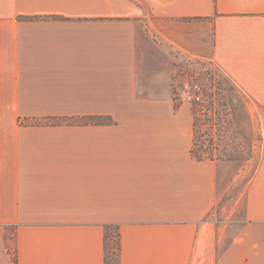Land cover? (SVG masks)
Listing matches in <instances>:
<instances>
[{"label": "crops", "instance_id": "obj_1", "mask_svg": "<svg viewBox=\"0 0 264 264\" xmlns=\"http://www.w3.org/2000/svg\"><path fill=\"white\" fill-rule=\"evenodd\" d=\"M203 49L264 109V0H0V264H106V225L118 264H264V146L218 249L219 163L160 68Z\"/></svg>", "mask_w": 264, "mask_h": 264}, {"label": "rangeland", "instance_id": "obj_2", "mask_svg": "<svg viewBox=\"0 0 264 264\" xmlns=\"http://www.w3.org/2000/svg\"><path fill=\"white\" fill-rule=\"evenodd\" d=\"M171 54L167 61L162 60L160 68L163 71V78H166L167 72V84L173 102L175 101L178 106L182 103L187 104L190 113L196 101L195 97L199 96L200 100L204 99L203 93L210 90L208 89L210 82L214 83L215 80L221 81L230 78L211 58L209 49H203L201 57L194 58L180 57L172 51ZM248 108L253 120L261 127L264 140V109L258 107L250 99ZM263 146L264 141H261L255 158L243 171L239 170V162H218V204L211 216V219L216 223L218 249L225 247L241 224L246 190L261 160ZM108 233L106 260L109 264H118L117 238L113 225L108 228Z\"/></svg>", "mask_w": 264, "mask_h": 264}, {"label": "trees", "instance_id": "obj_3", "mask_svg": "<svg viewBox=\"0 0 264 264\" xmlns=\"http://www.w3.org/2000/svg\"><path fill=\"white\" fill-rule=\"evenodd\" d=\"M208 89L203 93L204 99L199 97L191 108L192 144L189 152L197 160L239 162V170H244L255 158L261 141H264L261 127L253 120L248 108L250 97L232 78L210 82ZM174 107H178L175 101ZM25 120L18 119L20 122ZM52 121L110 123L112 119L102 115L73 119L64 117ZM110 226L106 225L105 246ZM113 226L119 251L118 225ZM105 263L109 264L107 260Z\"/></svg>", "mask_w": 264, "mask_h": 264}, {"label": "built area", "instance_id": "obj_4", "mask_svg": "<svg viewBox=\"0 0 264 264\" xmlns=\"http://www.w3.org/2000/svg\"><path fill=\"white\" fill-rule=\"evenodd\" d=\"M185 97H186V96H185ZM187 98H189V96H187ZM187 98H186V99H187ZM195 98H196V100H198V99H199V96H196Z\"/></svg>", "mask_w": 264, "mask_h": 264}]
</instances>
